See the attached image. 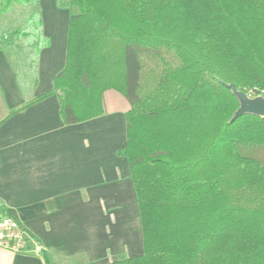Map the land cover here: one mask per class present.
<instances>
[{"label": "trees", "instance_id": "trees-1", "mask_svg": "<svg viewBox=\"0 0 264 264\" xmlns=\"http://www.w3.org/2000/svg\"><path fill=\"white\" fill-rule=\"evenodd\" d=\"M56 1L69 9L65 63L24 107L57 94L75 124L102 113L106 90L128 101L117 154L142 252L111 264H264V116L231 121L239 101L225 85L264 97V0ZM37 2L0 0V13ZM13 39L35 84L49 45L39 9L0 45Z\"/></svg>", "mask_w": 264, "mask_h": 264}, {"label": "crops", "instance_id": "crops-1", "mask_svg": "<svg viewBox=\"0 0 264 264\" xmlns=\"http://www.w3.org/2000/svg\"><path fill=\"white\" fill-rule=\"evenodd\" d=\"M50 9L59 11L56 0ZM42 31L48 37L43 14ZM9 43L0 45V210L12 209L37 246L27 253L0 247V264H111L139 255L136 192L127 159L117 154L126 143L128 101L106 90L102 113L75 124L63 122L57 94L24 107L53 86L65 62L49 39L28 86Z\"/></svg>", "mask_w": 264, "mask_h": 264}, {"label": "rangeland", "instance_id": "rangeland-1", "mask_svg": "<svg viewBox=\"0 0 264 264\" xmlns=\"http://www.w3.org/2000/svg\"><path fill=\"white\" fill-rule=\"evenodd\" d=\"M62 2V1H61ZM63 3V2H62ZM56 1V6L59 11H51L52 0H38L35 6H26L22 4H13L9 11L0 13V29L6 30V35H10L12 30L21 24L23 18L32 10L39 9L42 19V14L48 25V37L51 42L52 50L56 58L63 56L61 59L65 62L64 53L66 51V38H67V19L69 15V9ZM63 9V10H62ZM66 11V12H65ZM68 11V12H67ZM67 13V14H64ZM47 30V29H46ZM1 32V31H0ZM2 35V34H1ZM4 42H1L3 44ZM6 43V42H5ZM20 41L11 40V43L7 44L11 49V57L14 62L16 72L19 73V78L22 83L26 85H32L33 74L29 71L25 62V52L20 46ZM6 46V44H5ZM44 64V63H43ZM64 66V65H63ZM41 83V82H40Z\"/></svg>", "mask_w": 264, "mask_h": 264}, {"label": "built area", "instance_id": "built-area-1", "mask_svg": "<svg viewBox=\"0 0 264 264\" xmlns=\"http://www.w3.org/2000/svg\"><path fill=\"white\" fill-rule=\"evenodd\" d=\"M34 238L21 226L19 221L0 210V247L13 252H30L36 247Z\"/></svg>", "mask_w": 264, "mask_h": 264}, {"label": "water", "instance_id": "water-1", "mask_svg": "<svg viewBox=\"0 0 264 264\" xmlns=\"http://www.w3.org/2000/svg\"><path fill=\"white\" fill-rule=\"evenodd\" d=\"M225 85L226 87L231 89V91L239 101V107L233 114L231 121L235 120L237 117L245 113L264 116V97L262 95L250 96L247 93L238 90L232 83Z\"/></svg>", "mask_w": 264, "mask_h": 264}]
</instances>
